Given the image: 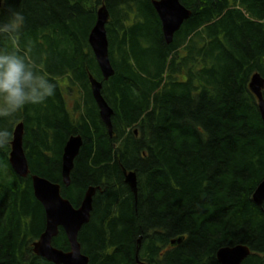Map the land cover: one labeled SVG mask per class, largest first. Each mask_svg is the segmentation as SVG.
Returning a JSON list of instances; mask_svg holds the SVG:
<instances>
[{"label":"trees","instance_id":"16d2710c","mask_svg":"<svg viewBox=\"0 0 264 264\" xmlns=\"http://www.w3.org/2000/svg\"><path fill=\"white\" fill-rule=\"evenodd\" d=\"M179 1L190 15L171 43L152 0L0 3V23L24 17L18 45L0 37V51L19 47L57 85L43 105L0 119L11 133L0 149V264H54L33 251L46 218L30 174L60 183L75 207L96 187L78 234L88 264H220L216 252L238 244L250 249L241 264H264V202L252 200L264 179V121L249 88L253 74L264 79V0ZM101 4L114 70L107 80L88 43ZM89 75L113 110L111 133ZM18 122L26 177L9 162ZM71 135L82 144L65 185ZM124 170L136 175L135 195ZM52 245L69 249L63 229Z\"/></svg>","mask_w":264,"mask_h":264},{"label":"water","instance_id":"95a60500","mask_svg":"<svg viewBox=\"0 0 264 264\" xmlns=\"http://www.w3.org/2000/svg\"><path fill=\"white\" fill-rule=\"evenodd\" d=\"M152 5L160 19L163 37L167 43H171L174 33L180 28L183 21L189 17L190 11L179 0H152ZM108 17L106 7L104 5L99 7L96 12V21L88 35L89 45L105 80L114 74L108 55V40L105 28ZM263 85L264 79L259 74H253L249 82V88L257 98L259 112L264 121V100L261 92ZM90 86L92 96L98 107L99 116L108 131L111 132L113 110L101 94L102 83L90 76ZM23 131V123L19 122L13 131L9 162L18 175L26 177L30 171L23 149ZM81 144L82 138L80 135H71L63 146L61 177L65 185L69 184V174ZM123 172L125 182L135 195L137 191L135 173L126 170ZM30 176L34 194L43 205L46 218L45 230L39 236V239L34 242L33 251L54 264H88L89 257L81 251L78 233L82 225L90 219L96 187L88 186L81 203L75 208L70 200L61 194L60 183H54L37 174H31ZM252 200L259 207L262 206L264 202V179L256 186L252 194ZM59 227L63 228L67 236L69 243V250L67 251L52 245V238L58 234ZM181 240H183L182 236L173 239L171 245H177ZM139 245L140 241L138 239L137 251ZM249 254L250 249L246 245L238 244L220 248L216 252V257L220 264H241Z\"/></svg>","mask_w":264,"mask_h":264},{"label":"clouds","instance_id":"9594fccd","mask_svg":"<svg viewBox=\"0 0 264 264\" xmlns=\"http://www.w3.org/2000/svg\"><path fill=\"white\" fill-rule=\"evenodd\" d=\"M23 23V15L13 12L8 22L0 23V37L18 45ZM56 89V83L29 58L27 52L22 54L19 47L11 52L0 51V119L13 118L29 105H43L54 98ZM10 138L8 128L0 127V149L6 147Z\"/></svg>","mask_w":264,"mask_h":264}]
</instances>
